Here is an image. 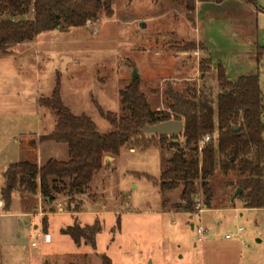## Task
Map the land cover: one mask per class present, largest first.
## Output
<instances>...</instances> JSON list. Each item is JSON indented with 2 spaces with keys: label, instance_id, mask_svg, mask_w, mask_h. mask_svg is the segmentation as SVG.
Instances as JSON below:
<instances>
[{
  "label": "rangeland",
  "instance_id": "1",
  "mask_svg": "<svg viewBox=\"0 0 264 264\" xmlns=\"http://www.w3.org/2000/svg\"><path fill=\"white\" fill-rule=\"evenodd\" d=\"M256 4L198 2L191 13L181 0H113L111 14L95 23L42 34L0 55V264H102L103 255L112 264H264V209L244 208L235 174L218 166L209 181L210 209L199 189L195 210L184 212L181 188L163 194L155 184L174 152L162 149L158 137L146 136V148L123 147L83 196L62 193L47 205L39 192L25 199L14 192L10 204L1 195L11 165L69 160L66 145L40 141L55 129L42 101L57 84L64 106L89 117L102 135L113 128L99 110L126 116L120 93L134 81V69L155 113L167 110L169 92L193 88L215 104L218 68L233 83L257 77L264 97V0ZM186 44L195 50L185 52ZM208 60L211 70L202 77L199 65ZM72 203L82 206L80 216L68 214ZM96 221L102 231L95 250L61 233ZM198 227L206 232L202 243L194 241ZM48 231L52 240H30Z\"/></svg>",
  "mask_w": 264,
  "mask_h": 264
},
{
  "label": "trees",
  "instance_id": "2",
  "mask_svg": "<svg viewBox=\"0 0 264 264\" xmlns=\"http://www.w3.org/2000/svg\"><path fill=\"white\" fill-rule=\"evenodd\" d=\"M212 1L222 4L227 0H181L191 13L196 3ZM239 1L257 7L256 0ZM112 3L113 0H0V55H6L16 46L32 43L42 34L95 23L103 12L111 14ZM184 50L193 51L195 45L186 44ZM199 68L204 77L211 70L210 61L201 62ZM217 84L220 93L215 104L204 95L197 96L193 88L183 93L169 92L171 104L166 111L155 113L140 92L138 81L134 80L120 93L128 111L126 116L117 118L99 110L113 128L104 135L89 117H76L64 106L57 84L51 98L42 101V106L56 118L55 129L40 141L66 145L69 160H50L44 166L31 162L11 165L4 174L6 184L2 199L10 204L14 192L18 191L23 199L39 192L45 203L52 205L55 195L65 193L71 200L83 195L94 175L103 168L106 157L116 158L125 146L148 147L150 143L145 141L142 130L175 120L183 123L180 135L183 147L180 137L151 136L159 138L162 149L174 150L160 181H155L161 193L181 188V209L193 213L200 189L205 197L204 206L210 209L213 195L209 181L219 166L224 175L235 174L232 185L242 190L237 197L242 198L244 208L264 209V97L258 79L247 76L233 83L223 69L218 68ZM206 137H210L209 142H204ZM174 139L178 142L174 143ZM166 140H169L167 144ZM43 223L47 224L46 219ZM101 231V223L96 221L92 226L75 224L61 233L75 245L95 250L96 237ZM101 260L102 264H112L105 255Z\"/></svg>",
  "mask_w": 264,
  "mask_h": 264
},
{
  "label": "water",
  "instance_id": "3",
  "mask_svg": "<svg viewBox=\"0 0 264 264\" xmlns=\"http://www.w3.org/2000/svg\"><path fill=\"white\" fill-rule=\"evenodd\" d=\"M133 79H138L137 70L133 71ZM238 129H235L237 131ZM183 131V123L181 121L170 120L162 122L153 126H147L142 130V133L146 136H158V137H180ZM174 143L178 142V139L173 140ZM112 160L110 157L104 159V163L107 164L108 161ZM242 194V190L238 189L236 196Z\"/></svg>",
  "mask_w": 264,
  "mask_h": 264
},
{
  "label": "built area",
  "instance_id": "4",
  "mask_svg": "<svg viewBox=\"0 0 264 264\" xmlns=\"http://www.w3.org/2000/svg\"><path fill=\"white\" fill-rule=\"evenodd\" d=\"M209 141H210V137H206L204 140V142H209ZM200 206L201 205L198 204V209H200ZM200 212H202V209H200ZM194 232H195L194 241L196 243H202L205 240V234H206L205 230L201 227H198V228H194ZM37 237H42L45 242H47V239H49L48 235H44V234L34 235L33 234V235H31L30 240L34 241V240H36ZM226 238L228 239L229 236H226ZM32 246H35L34 242L32 243Z\"/></svg>",
  "mask_w": 264,
  "mask_h": 264
},
{
  "label": "crops",
  "instance_id": "5",
  "mask_svg": "<svg viewBox=\"0 0 264 264\" xmlns=\"http://www.w3.org/2000/svg\"><path fill=\"white\" fill-rule=\"evenodd\" d=\"M227 1H232V0H227ZM257 2H258V0H257ZM258 10L259 11H261L260 10V7L258 6ZM134 150H132V152H133ZM114 161V158H112V160H110V162L109 163H111V162H113ZM105 166H107L106 164H105ZM80 196H83V195H80ZM54 203V202H53ZM81 209H82V206H81ZM81 209H76L75 208V205L72 203L71 204V210H70V212H68V214L69 215H71L72 217H78V216H80L81 215ZM75 211H78V212H75ZM26 213V212H25ZM25 215V214H24ZM34 228H36V227H34ZM65 229V228H64ZM47 235H49V231H48V234ZM50 236V235H49ZM31 237V236H30ZM50 239H51V236L49 237ZM52 240V239H51Z\"/></svg>",
  "mask_w": 264,
  "mask_h": 264
}]
</instances>
